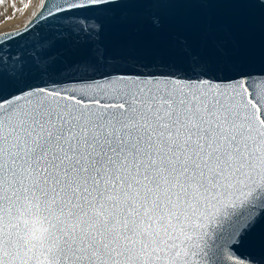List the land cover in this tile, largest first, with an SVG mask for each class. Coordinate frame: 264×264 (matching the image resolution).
<instances>
[{
	"label": "snow or ice",
	"instance_id": "1",
	"mask_svg": "<svg viewBox=\"0 0 264 264\" xmlns=\"http://www.w3.org/2000/svg\"><path fill=\"white\" fill-rule=\"evenodd\" d=\"M148 2L185 0H42L0 36V264H256L236 250L264 248V69L179 33L173 71L122 67L104 20Z\"/></svg>",
	"mask_w": 264,
	"mask_h": 264
},
{
	"label": "water",
	"instance_id": "2",
	"mask_svg": "<svg viewBox=\"0 0 264 264\" xmlns=\"http://www.w3.org/2000/svg\"><path fill=\"white\" fill-rule=\"evenodd\" d=\"M40 4L23 25L0 30V36L23 29L40 11ZM153 17L159 18V24L153 23ZM61 23L67 24V21ZM104 24L102 42L113 54L129 57L128 63L122 67L134 72L173 71L161 65L158 54L175 33L190 40L210 35L211 39L204 46L206 52L217 57L227 54L232 62L243 65L247 70L264 69V8L259 6L258 0L148 2L130 12L109 14ZM52 51L62 61H71L77 59L83 49L71 41H64ZM61 67L63 63L54 65L53 70ZM236 255L260 264L264 261V248L259 243L245 242L238 247Z\"/></svg>",
	"mask_w": 264,
	"mask_h": 264
},
{
	"label": "bare ground",
	"instance_id": "3",
	"mask_svg": "<svg viewBox=\"0 0 264 264\" xmlns=\"http://www.w3.org/2000/svg\"><path fill=\"white\" fill-rule=\"evenodd\" d=\"M40 2L41 0H0V30L23 25L37 10Z\"/></svg>",
	"mask_w": 264,
	"mask_h": 264
}]
</instances>
